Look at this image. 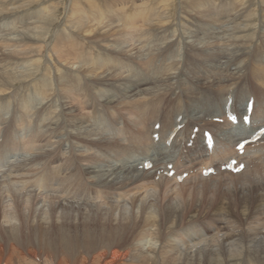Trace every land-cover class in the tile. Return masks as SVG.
<instances>
[{
  "label": "bare ground",
  "instance_id": "obj_1",
  "mask_svg": "<svg viewBox=\"0 0 264 264\" xmlns=\"http://www.w3.org/2000/svg\"><path fill=\"white\" fill-rule=\"evenodd\" d=\"M139 1V8L133 6ZM192 8L202 15L187 14ZM67 15L64 21L63 0H0V194L11 205L0 210L9 238L0 242V264L53 261L51 243L36 234L49 230V214L39 213V223L23 214H34L38 195L53 213L66 212L58 228L68 227L72 213L66 210L82 207L86 215H72L83 220L85 247L111 257L76 264H171L180 257L185 264H264V234L253 235L242 222L264 214V184L258 186L263 192L234 200L221 193L200 206L176 190L197 170L199 180L210 169L229 178L264 173V136L246 144L243 154L237 150L264 127V0H72ZM86 21V31L101 35L103 47L83 35ZM219 32L224 48L215 45ZM189 62L212 76L195 74L185 86L181 66ZM20 157L11 179L13 164L8 166ZM231 160L243 166L240 174L221 171ZM62 200L66 207L56 205ZM101 209L107 216L98 223L92 217ZM204 217L212 218L217 234L193 245L180 242V233ZM144 222L175 231L138 235L122 250L113 238L88 234L111 228L128 234ZM60 238L64 257L67 238ZM211 239L222 243L221 253ZM161 241L166 244L158 247ZM254 242V248L248 245ZM20 243L28 245L25 255ZM234 246L243 254L236 255Z\"/></svg>",
  "mask_w": 264,
  "mask_h": 264
},
{
  "label": "rangeland",
  "instance_id": "obj_2",
  "mask_svg": "<svg viewBox=\"0 0 264 264\" xmlns=\"http://www.w3.org/2000/svg\"><path fill=\"white\" fill-rule=\"evenodd\" d=\"M71 1L72 0H63V7H64V12H65V17H64V21L66 19H68V10L71 8ZM124 4H126L125 2H123ZM143 2L139 1L137 3L133 2V6L135 5L137 8H139V4H141ZM127 6H130L128 4H126ZM208 6V5H207ZM207 6H199V8L201 9H207ZM196 7V6H195ZM158 9V7H157ZM187 14H190V15H196L197 17H200L202 14L200 13L199 10H197L196 8H192V9H189V12ZM233 14H235L233 12ZM86 25H89L87 24V21H86ZM114 26V25H113ZM219 28V27H222L221 24H217L216 25V28ZM90 28V25L85 29L88 30ZM90 30V29H89ZM217 30V29H216ZM223 31V30H222ZM185 34L188 33V31H184ZM216 32V31H215ZM220 33L219 32V35L218 37H220ZM85 34L87 35L88 38H92L94 41H97L95 42V45L97 47H103V45H100L99 42H100V36H95V34H89L88 31L84 32L83 35L85 36ZM222 34V33H221ZM4 36V34L0 33V38ZM210 39V38H209ZM216 39V38H215ZM212 41H214V39H211ZM225 38H218L217 39V42L218 43H214L216 45V47L220 46L221 48H224L225 46ZM221 42V43H220ZM140 43V42H139ZM224 44V45H223ZM139 45V44H137ZM222 45V46H221ZM127 46V45H126ZM182 47L179 48V55H182L183 54V45H181ZM227 48V47H226ZM143 51V50H142ZM192 62V61H191ZM186 63L184 65L181 66V69L183 68V70L186 72L187 74V81L186 82V85L185 86H188L189 84V79H190V76H194L195 74H198V75H201L204 77V74L206 73V70L207 68H205V66H197L195 67L194 65H192L193 63ZM81 65V64H79ZM78 66V64H76L74 67L76 68ZM191 66V67H190ZM202 68V69H201ZM216 68V67H215ZM187 69V70H186ZM205 69V70H204ZM192 70V71H191ZM204 70V71H203ZM195 71V72H194ZM202 72V73H201ZM208 75V76H207ZM207 75H205L204 78H209L210 75L212 76V73H208ZM132 123V122H131ZM20 155V154H19ZM35 154H33L34 156ZM21 159L20 158H17L16 160H14V162H12L8 167H10L12 164H13V167H11V169H13V173L9 175V178L12 179V177L15 175V170L14 168L18 167L16 164V162H18L19 160ZM20 163V162H19ZM24 163V162H21L20 165ZM33 164H35L34 162H32ZM15 165V166H14ZM7 167V168H8ZM25 167V166H24ZM224 166L221 167V171L222 172H225L222 170ZM10 169V170H11ZM9 171V170H8ZM232 171H235V170H232ZM9 173V172H8ZM199 173L200 171L197 170L193 177L190 181H188V185L186 183H183V181H180L179 182V187H177L180 194H182V197H185L186 198V202H190V204L192 205H199L201 203V200L203 199H208V198H211L210 201H217L219 196H225V198L227 199H231V200H234V198L236 197H242V196H245V195H250V194H253V192H257V193H260V192H263V189L262 188H259L258 189V186L259 185H262L264 183H262V181H264V173L261 172V174H255L253 176H247L246 174L239 177V178H229V177H222V176H217V174L213 173V174H210V175H206L204 176L205 179L203 180H199ZM241 172H237V174H240ZM2 172L0 173V176H1ZM7 176V175H6ZM211 177L210 179H207ZM3 178V177H1ZM0 178V180H1ZM226 178V180H225ZM230 180V181H229ZM259 180H262L261 183H259ZM211 181V184H209ZM226 181V183L224 182ZM227 181H228V184H227ZM234 181V182H233ZM165 182V180H164ZM167 182V181H166ZM208 184V185H206ZM209 182V183H208ZM223 182V183H221ZM233 183V184H232ZM197 184V185H196ZM245 184V186H244ZM181 185V186H180ZM189 186V187H185V186ZM221 185V186H220ZM239 185V186H238ZM242 185V186H241ZM159 186V185H157ZM173 186V185H172ZM202 186V187H201ZM211 188H209V187ZM214 186V187H213ZM219 186V187H218ZM226 188H224V187ZM199 187V188H198ZM158 188V187H157ZM175 188V187H174ZM172 188V189H174ZM180 188V189H179ZM182 188V189H181ZM205 188V189H204ZM207 188H209L207 190ZM213 188V190H212ZM184 189V190H183ZM193 189V190H191ZM228 189V191H227ZM37 190V189H36ZM35 190V191H36ZM166 190V187L163 189H161L159 192L161 194H163L161 196V198H166L167 197V193H163V191ZM204 190H206L204 192ZM209 190L211 192H209ZM215 191H218L217 193L214 192ZM183 191V192H182ZM192 191V192H191ZM220 191V192H219ZM223 191V192H222ZM252 191V192H251ZM259 191V192H258ZM13 192V190H12ZM37 192V191H36ZM185 192V193H184ZM189 192V193H188ZM202 192V193H201ZM207 192V193H206ZM225 192V193H224ZM212 193V194H211ZM222 193V195H221ZM237 193V194H236ZM209 194V195H208ZM184 195V196H183ZM191 195V196H190ZM201 195V196H200ZM218 196V197H217ZM37 200H38V204L35 203V207L34 209V214H29V212L27 210H25L23 212V214L29 219H31L32 221H35L37 223H39V221L37 220L36 217H38L40 214L44 213L43 215H45L46 213H48L49 215L45 216L48 218V216L50 217V227H49V230H38L36 232L37 235H44L45 236V239L51 243V249H52V252H51V258L53 259V261L51 262H46L47 260L44 259V264H58L61 263V260H64L66 262V264H76L74 262H77L80 260V258L83 260V261H86L89 263V261L92 260V258H95L96 262H106L108 261L111 257L109 256H103V252L106 251V250H101L99 248H96V247H85L84 245V242H83V236H84V232L85 230H83L82 228V222L83 220L80 218L81 215H86L85 211L82 207H80L81 209H78V210H81L78 211L79 216H74V215H78V213L76 212L77 209L74 211V210H66V211H69L71 212L72 214L75 213L74 215L71 214L70 216V219H68V227H64V228H58V224H62L64 221L63 220H60V217H63L62 215L66 214L65 211H60L61 209L57 210L55 213H53V206L51 205H48V203H43V199L41 196H37ZM189 200H188V199ZM4 195L0 194V210H3L4 207L6 208H10L11 205L8 203V200L4 201ZM61 203V204H60ZM64 203V204H63ZM65 202H56V205H60L59 207H61L62 205L64 207L65 206ZM203 205V204H202ZM207 205H211V204H207ZM200 206V205H199ZM236 206V205H235ZM234 206V207H235ZM203 208V206H201ZM56 208V207H55ZM68 208V207H67ZM239 208V207H237ZM46 209V210H45ZM204 209V208H203ZM202 209V210H203ZM83 210V211H82ZM94 210V209H93ZM240 210V209H238ZM238 210H236V215L238 214ZM133 211V210H132ZM131 211V212H132ZM251 212V211H250ZM37 213V214H36ZM40 213V214H39ZM82 213V214H81ZM104 211L101 209L97 215H95L94 217H92V219H94L96 222H100L101 219L100 218V215H103V217L105 218L107 215L106 214H103ZM252 213V212H251ZM254 214V213H253ZM30 215V216H29ZM32 215V216H31ZM35 216V217H34ZM65 217V216H64ZM138 217H140V221L144 220L143 216L141 215H138ZM52 218V219H51ZM212 218H207V217H204L203 220L199 221L198 223V226H196L195 228L189 230L188 232H181L180 233V237L179 239L181 240L180 242H186V243H190L191 245H193V243L195 241H199V240H202V242L204 241V238L207 237V238H211L213 237L214 235L217 234V232H215V228L211 226V223L209 221H211ZM225 220L227 219L228 220V216H225L224 218ZM226 220V221H227ZM244 220V219H243ZM242 222L245 224L243 225V228H247L248 224L251 226V232L253 235H258L260 233H263L264 234V214L261 215L259 213H256L252 216H248V222H244L246 220H244ZM63 221V222H62ZM141 223V222H140ZM35 224V223H34ZM36 225V224H35ZM212 225H215V222L212 224ZM237 225V224H236ZM240 226V225H238ZM7 227L4 226V222L2 220H0V242L4 245H6L7 241L9 240L8 238V235L6 233V231H4V229H6ZM157 230H160L161 234L162 235H166L169 233V231H175V230H172V229H167V228H163V224H161V222H156V223H145L144 222V225H137V226H134L133 228H130L129 229V233L128 234H117L116 235V232H117V228L114 229V228H111V229H105V230H102V229H97L96 230V234L94 233H91L92 230H88V234H89V237L91 238L92 236H96L100 239H104V238H107V240H110V239H114L115 240V247L118 249V250H122L123 248H125L126 246L132 244L134 242V239L136 236L140 235V236H145L147 233L149 232H152V231H157ZM242 230V229H241ZM240 230V231H241ZM26 232V233H25ZM29 233L28 230H24V235L22 237L23 241L26 240V236L27 234ZM171 234L170 233V237H171ZM198 236H202V237H198ZM221 236H225V235H220L219 234V239H221ZM60 237H64V238H67V247L69 249V252L65 253L64 254V257H61L62 255V252L60 250V244H61V238ZM176 239V238H174ZM258 240H263V239H258ZM210 242H213L214 244V249L218 252V253H221L222 251V243L219 241V240H216L217 243L214 242L213 239L209 240ZM135 243H138V248L140 247V243H139V239H137V241ZM162 241L159 243H157L158 247L161 244ZM77 245L76 247H73V245ZM166 244V242L164 243V245ZM205 244L206 242L204 243V247H205ZM229 245V244H228ZM227 245V246H228ZM249 246L253 247L256 245V243L254 242L253 244H248ZM28 246L27 244H24V243H20L19 244V248H18V251L21 252L23 255H25V249L24 247ZM225 246V247H227ZM35 248H39L41 247V245H35L33 246ZM185 247L182 248V251L184 252ZM251 248V249H253ZM73 249H77L79 250V254H75L73 252ZM143 251H147L146 249H148V245L146 247H142L141 248ZM210 249V248H209ZM140 250V249H139ZM233 250L236 252V255H242L243 254V250L240 246H234L233 247ZM75 255L74 258H72L73 256ZM49 259V258H48ZM181 259V257H180ZM178 260V261H173L171 264H180V263H184L185 264V261L184 260ZM183 261V262H182ZM192 261V260H191Z\"/></svg>",
  "mask_w": 264,
  "mask_h": 264
}]
</instances>
